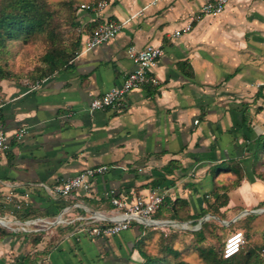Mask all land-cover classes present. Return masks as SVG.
<instances>
[{
	"label": "crops",
	"instance_id": "1",
	"mask_svg": "<svg viewBox=\"0 0 264 264\" xmlns=\"http://www.w3.org/2000/svg\"><path fill=\"white\" fill-rule=\"evenodd\" d=\"M105 1L101 12L81 9L79 22L120 23L114 39L82 51V37L69 67L36 86L0 84L5 131L26 129L0 152V192L28 200L43 214L38 223H54L26 226L41 236L34 250L38 264H140L132 250L139 224L108 238L74 234L91 216H120L112 196L127 205L153 193L177 202L176 216L156 213L146 227L191 223L189 216L213 203L215 190H227L226 209H220L225 214L228 208L264 205V152L255 155L264 136V0H229L216 17H199L211 0ZM189 24L188 32L174 36ZM147 46L163 50L152 69L157 86L131 91L120 109L89 111L94 97L121 85L134 70L128 49ZM102 165L113 168L91 179L88 192L57 198L39 187ZM168 165L174 171L167 176L161 168ZM236 165L243 175L238 187L231 186L232 172L215 175L216 167ZM159 177L165 181L152 188Z\"/></svg>",
	"mask_w": 264,
	"mask_h": 264
},
{
	"label": "rangeland",
	"instance_id": "2",
	"mask_svg": "<svg viewBox=\"0 0 264 264\" xmlns=\"http://www.w3.org/2000/svg\"><path fill=\"white\" fill-rule=\"evenodd\" d=\"M45 1L55 12L56 29L61 45L70 48L79 35H82L86 30L92 29V27L83 26L79 22L82 14V11H80L81 5L85 3L89 5L96 4L101 0ZM48 48V42L41 36L34 38L28 43L23 41L9 43L5 54H3L2 65L11 73L12 77L1 80L0 84L7 82L21 85L25 88L31 87L34 84L31 76L34 75L36 69L41 65V57ZM0 195L3 205L9 207V213H6L5 210L7 209L0 210L2 224L0 229L5 230L7 233H15V236H6L0 239V264H12L29 253L27 252V245L30 250H33L31 254L34 255L36 253L34 252L36 245L33 244V239H41V236L39 232H28L26 227H24L25 230H22L21 223H8L6 215L14 216L12 212L13 209H16V204L13 203L11 206L4 204L6 201L5 195L2 192H0ZM225 209L226 207H223L221 211ZM226 211L227 214L219 212L215 218L206 216L201 220V224L197 223L195 226L189 222L149 226L145 232L142 248L150 255L164 258L166 264H175L177 260L188 264H202L196 247H213L215 250H220L226 239L234 232L247 234L245 247H262L264 245V205L256 208H228ZM250 211H254V213L251 214L249 213ZM203 223L208 224L207 228H204L205 238L202 243L196 245V238H194L192 232L198 230ZM167 247L179 252L177 260L166 253L165 248Z\"/></svg>",
	"mask_w": 264,
	"mask_h": 264
},
{
	"label": "trees",
	"instance_id": "3",
	"mask_svg": "<svg viewBox=\"0 0 264 264\" xmlns=\"http://www.w3.org/2000/svg\"><path fill=\"white\" fill-rule=\"evenodd\" d=\"M92 26V28L96 27ZM57 25L55 20V12L50 8L49 4L45 0H0V81L9 79L12 77L11 73L7 71L3 65V54H5L7 45L12 42L23 41L28 43L34 38L41 36L49 44V48L46 53L41 57V65L36 69L33 79V86L41 83L43 80L50 78L51 76L65 70L69 67L70 62L75 58L77 52L80 49L82 43V35H79L75 43L70 47H64L60 43V37L57 32ZM264 152V136L260 137L257 142L255 155L259 156ZM257 161V158L255 159ZM237 169L230 170L228 167H216L214 169L215 175L221 172H232L236 179L232 183V187H238L243 177L242 169L236 165ZM164 175H171L174 171V167L168 165L161 168ZM165 181V177H159L152 181V188H158ZM214 201L208 205L207 208L198 215L189 216L187 220H191L193 226L197 225L198 221L203 219L208 213L218 214L220 209L225 207L228 203L227 190L218 193L216 190L212 192ZM1 196V195H0ZM5 203H21V209H13L14 217L22 222L33 221L36 218L42 216L39 209L35 207H24V203L19 199H7L4 196ZM3 198V199H4ZM177 202H170V200L164 196L162 203L158 207V216L163 215L169 211L172 212V217L177 215L178 209L176 207ZM261 206V205H259ZM5 210L9 213V207L4 206L2 199H0V210ZM3 212V211H1ZM154 214V215H155ZM153 215V216H154ZM213 215V214H212ZM208 224L203 223L200 228L194 232L196 245L202 243L204 240V228H207ZM139 236L136 239L132 250L138 252L141 263L140 264H166L164 258H158L145 252L142 248L143 241L145 240V232L148 227L138 225ZM235 233V232H234ZM233 234V233H232ZM0 239L6 236H15V233H7L5 230L0 229ZM244 239L247 238V234L243 233ZM40 242V238L33 239V244L37 245ZM223 247L220 250H215L213 247H196L202 264H264V256L261 252L264 249L262 247H248L243 246L238 253L224 259L222 256ZM166 253L171 255L176 260L179 257V252L172 248H165ZM37 253L26 254L20 259H17L12 264H38ZM175 264H188L187 262L177 260Z\"/></svg>",
	"mask_w": 264,
	"mask_h": 264
},
{
	"label": "built area",
	"instance_id": "4",
	"mask_svg": "<svg viewBox=\"0 0 264 264\" xmlns=\"http://www.w3.org/2000/svg\"><path fill=\"white\" fill-rule=\"evenodd\" d=\"M227 2L228 0L208 1L201 7L199 17H215L220 15L225 9ZM106 7L107 2L101 0L96 4L82 5L81 9L97 13L103 11ZM190 20L193 21L194 18L191 17ZM121 27L122 25L120 23L106 21L90 30L84 31L82 37H84L85 40L82 45V51H90L114 39L120 32ZM190 27V24L186 25L181 31H176L174 36L178 37L182 32H188ZM162 55L163 50L159 46H147L140 50H135L130 47L128 49V56L135 65L134 70L125 76L121 85L109 89L101 96L94 97L89 104V111L94 112L120 109L123 106V99L131 91L146 86L156 87L157 79L153 75L152 69ZM25 134V128H21L13 134H8L5 131L2 124L0 106V152H6L10 147L11 141H19ZM112 168L113 167L106 165L88 167L72 177L57 182L51 187H46L44 185H39V187L44 189L49 196L57 198L67 197L76 190L88 192L89 181L106 174ZM122 170H125V168ZM163 197L164 195L155 193L149 194L145 197L138 196L134 199V202L131 205H127L112 196L109 198V202L114 208L122 211L121 215L117 217H106L104 215L91 216L89 218L91 222L80 226L74 234L84 233L94 238H108L127 231L133 223L139 225H152L154 224L152 216L162 203ZM22 201L24 207L31 206L28 200L22 199ZM15 204L16 210H20L21 203ZM78 221L86 222L88 220L85 221L84 218H78ZM28 223L41 225V227L52 226L54 224L53 222L38 223L37 220L27 221L22 224V230H25L24 227H26ZM245 243L246 241L242 232L231 234L224 243L222 251L223 258L228 259L238 253ZM261 254L264 256V249Z\"/></svg>",
	"mask_w": 264,
	"mask_h": 264
},
{
	"label": "water",
	"instance_id": "5",
	"mask_svg": "<svg viewBox=\"0 0 264 264\" xmlns=\"http://www.w3.org/2000/svg\"><path fill=\"white\" fill-rule=\"evenodd\" d=\"M249 213L253 214V213H254V211H250ZM200 224H201V223H200ZM0 225H2V224H1V220H0Z\"/></svg>",
	"mask_w": 264,
	"mask_h": 264
}]
</instances>
